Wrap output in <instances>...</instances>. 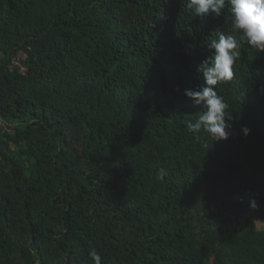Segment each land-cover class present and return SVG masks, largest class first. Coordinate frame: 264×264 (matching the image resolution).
<instances>
[{
	"label": "trees",
	"instance_id": "16d2710c",
	"mask_svg": "<svg viewBox=\"0 0 264 264\" xmlns=\"http://www.w3.org/2000/svg\"><path fill=\"white\" fill-rule=\"evenodd\" d=\"M186 4L0 0V264H264V53L217 86L229 138L191 131L231 14Z\"/></svg>",
	"mask_w": 264,
	"mask_h": 264
},
{
	"label": "clouds",
	"instance_id": "9594fccd",
	"mask_svg": "<svg viewBox=\"0 0 264 264\" xmlns=\"http://www.w3.org/2000/svg\"><path fill=\"white\" fill-rule=\"evenodd\" d=\"M228 6L231 14V34L220 33L208 43L212 49L211 58L202 63L197 71L201 74L204 86L199 90L185 88L183 94L195 105L206 108L198 119L189 124L191 131L198 133L203 129L214 141L227 140L231 127L232 114L227 111L228 104L217 91V86L234 79V65L241 56L240 41L246 43L257 53H264V0H187L186 7L196 16L220 15ZM245 136L250 129L242 127ZM167 173L160 169L158 177L163 179ZM242 203L243 198H238ZM249 207H257L254 198ZM93 264H102L101 255L93 248L88 253Z\"/></svg>",
	"mask_w": 264,
	"mask_h": 264
},
{
	"label": "rangeland",
	"instance_id": "374dc122",
	"mask_svg": "<svg viewBox=\"0 0 264 264\" xmlns=\"http://www.w3.org/2000/svg\"><path fill=\"white\" fill-rule=\"evenodd\" d=\"M243 219L252 220L256 223V226L258 229H264V221L259 220L256 216L252 215V213L249 209L245 213Z\"/></svg>",
	"mask_w": 264,
	"mask_h": 264
},
{
	"label": "built area",
	"instance_id": "2783aa9c",
	"mask_svg": "<svg viewBox=\"0 0 264 264\" xmlns=\"http://www.w3.org/2000/svg\"><path fill=\"white\" fill-rule=\"evenodd\" d=\"M14 66L17 67L20 70L22 75L26 74V70L22 67V65L19 62L15 61L14 62ZM0 129H2L4 132H6L8 134H12L13 133V131L8 126L3 124L2 122H0Z\"/></svg>",
	"mask_w": 264,
	"mask_h": 264
}]
</instances>
